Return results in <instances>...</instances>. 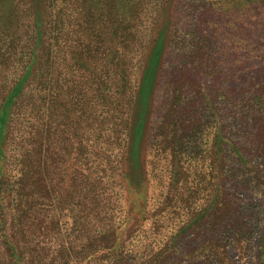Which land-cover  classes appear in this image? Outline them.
<instances>
[{
	"label": "rangeland",
	"instance_id": "1",
	"mask_svg": "<svg viewBox=\"0 0 264 264\" xmlns=\"http://www.w3.org/2000/svg\"><path fill=\"white\" fill-rule=\"evenodd\" d=\"M214 1L216 3L212 8L218 12L212 11L211 24L216 28L214 39L218 52L212 55L220 58L222 46L229 39L227 27L230 11L226 10L229 0ZM37 2L43 4L44 0ZM37 2L34 6L39 14L41 7L37 9ZM200 2L173 0L170 4L171 7L174 4V8L177 5L182 14L177 25L179 32L171 46H167L161 61L135 164L128 153L133 140L131 135H127L131 125L125 107L130 91H135L139 85V77L147 64L154 39L162 30L165 9L161 6V0H68L66 19L70 22L67 28L69 37L64 42L65 63L58 65L56 72L60 83L54 103L52 130L59 145L68 146L74 137L79 146H83L84 141L89 139L91 144L98 147L96 150L110 156L91 152L92 158L88 164L80 161V157L78 160L64 158L58 161L59 165L55 168L54 184L58 186L63 177L69 178V181L73 177L74 193L77 192L79 196L86 187L83 172L111 168L116 175V182L115 179L109 180V184L117 190L110 198L118 205L116 220L121 224L130 215L132 227L128 229L125 225L116 230L71 232L72 213L61 209L58 211L61 230L44 237L46 242L38 243L36 240L34 250L24 251L22 264H159L163 256L174 264H264V149L256 153L250 151L249 156L245 153L247 159L243 155L234 153L229 156L230 153L222 155L220 152L211 157L213 167L204 169L192 159L187 166L179 168V174L174 177L175 172L161 165V156L166 163L172 159L166 153L167 161L159 147L161 136L158 126L162 116L165 114L170 118L177 110L190 105V100L198 94L196 89L199 83L203 84V92L210 99L216 87L210 73L199 78L192 75L195 68L191 65L184 72L181 70L183 56L179 42L186 38L185 29L198 22L200 12H190L191 4H194L193 8L195 4L199 5L198 11L204 10ZM171 7L168 12H171ZM260 8L264 12V2ZM23 9V4L18 5L13 0H0V35L3 38L11 32H22L28 24L25 21H31L32 16L24 14ZM119 12L127 19L129 26L139 29L138 35L132 37L130 50L123 59L118 48V30L114 33L119 26ZM81 53L84 56L80 60L83 64L80 70L77 59ZM243 58L245 67L236 78H239L238 84L245 86L251 80L262 81L259 92L262 102L256 111L248 112V118L256 112L255 116L260 118L259 135L264 137V45L252 40ZM21 74L22 68L18 66L7 70L10 82ZM181 77L183 80L188 77V83L176 94L174 85L183 82ZM65 79H68L67 82L62 83ZM101 85L103 90L100 89ZM103 92L110 97L111 108L103 105ZM219 104L222 114L229 117L230 108L227 109L224 103ZM188 108L197 110L196 106ZM75 125L79 129H75ZM115 131L113 142H108L107 134ZM6 132L7 124L4 122L0 124V144L4 143ZM84 148L81 147L80 151H84ZM3 150L8 158L1 155L0 167L9 159L11 178L17 180L21 172L15 162V151L10 145ZM222 160L228 162L227 168L217 167ZM235 161L248 164L239 166L234 164ZM105 184L108 185V182ZM183 230L173 237L175 232ZM117 233L118 236H115ZM70 242L74 244L73 247ZM93 242L98 248L91 258L73 250L84 248L81 247L84 244L90 246ZM107 245L124 249L104 252ZM160 247H165L167 252L159 253ZM2 250L0 256L4 255ZM72 257L77 261L73 263ZM68 258H71V262L64 263ZM28 259L29 262L26 261Z\"/></svg>",
	"mask_w": 264,
	"mask_h": 264
},
{
	"label": "trees",
	"instance_id": "2",
	"mask_svg": "<svg viewBox=\"0 0 264 264\" xmlns=\"http://www.w3.org/2000/svg\"><path fill=\"white\" fill-rule=\"evenodd\" d=\"M13 1L18 5L23 4L25 6L23 12H26L24 14H29L32 18L29 22L25 21L28 24L22 32H11L4 38L0 35V124L4 122L7 124L6 138L4 143L0 144V158L1 155L7 157L3 149L10 145L15 151V162L21 172L17 180H12L9 159L0 167V249H3L4 253L0 256V263L22 264L24 251L33 249L36 240L38 243L46 242L44 237L61 230L58 213L61 209L66 210V213H72L71 232L116 230L125 225L130 229L132 224L130 215L121 224L116 220L118 205L110 198L117 190L109 184L110 179H115L116 182V175L111 168L83 172L86 187L79 196L76 195L77 192L74 193L73 177L70 181L69 178L63 177L58 186L54 184L55 168L64 158L78 160L80 157V161L88 164L92 158L91 152L105 157L110 155L96 150L97 146L91 144L89 139L84 141L83 146H79L80 143L74 137L68 146L59 145L52 130L54 103L59 91L57 86L60 83L56 72L58 65L65 63L64 42L69 37L67 28L70 22L66 19L68 0H44L43 4L37 0ZM35 2L38 3L37 9L41 7L39 14L38 10L36 13ZM262 2L264 0H229L226 6V10L230 11L227 27L229 39L228 43L222 46L220 58L212 55L218 52L214 39L216 28L211 24V15L218 12L212 8L216 2L201 0L204 9L201 11H198L199 5L195 4L193 8L194 4H191L190 13L200 14L198 22L185 29L186 38L179 42L183 56L181 70L184 72L187 66L191 65L195 68L192 75L199 78L210 73L216 87L210 99L207 93L203 92V84L199 83L196 89L198 94L196 93V97L190 100V105L177 110L170 118L165 114L162 116L158 126L161 136L159 147L167 161L169 160L166 153L169 157L172 156V159L168 163L163 162L160 153L161 165L175 172L172 177L177 176L179 168L187 166L192 159L204 169L213 167L214 162L211 159L214 154L221 152L222 155L230 153L231 156L235 153L245 156L246 153L249 156L250 151L256 153L264 149V137L262 134L259 135L260 118L255 116L256 112L253 117L248 118V112L256 111L258 104L262 102V95L259 94L262 81L251 80L244 86L238 84L239 78L236 79L245 67L243 56L250 42L254 40L259 44L261 42V46L264 45V12L260 8ZM171 3L173 0H161V6L163 5L165 9L162 30L154 39L147 64L139 77V85L135 91H130L125 107L131 125L127 135H131L133 140L128 153L135 164L149 100L157 81L161 61L167 46H171L179 32L177 25L182 14L179 7L176 5L174 8V4L171 7ZM170 7L171 12H168ZM105 15H108V11ZM118 15L119 26L115 28L114 33L116 34L118 30V48L123 54V59L124 54L127 55L130 50L132 37L138 35L139 29L129 26L127 19L122 14L120 16V12ZM83 56L81 53L77 59L80 70L83 67L80 63ZM214 61L216 62L212 63ZM16 66L22 68V74L10 82L7 70ZM181 79L183 81L181 84L176 82L174 85L176 94L188 83V77ZM67 80H63L62 83H66ZM100 89L103 90L102 85ZM101 99L105 107L111 108L112 101L106 92L101 93ZM219 101L226 104L227 109L230 108L229 117L222 114ZM191 106H196L197 110L191 111L188 108ZM75 129L79 127L75 125ZM115 133L116 131L107 134L108 142H113ZM81 147H85L82 152ZM128 160L127 157V162ZM234 164L245 167L248 163L235 161ZM228 166V162L223 160L217 164V167L222 169ZM135 167L136 165L133 171ZM107 182L108 185L105 184ZM182 232L184 230L175 232L173 237ZM116 235L118 236V233ZM63 245L67 247L66 243ZM70 245L74 246L72 242ZM81 247L84 248L77 251L73 249L74 252H83L85 253L83 255L89 258L98 248L95 242L90 243V246L84 244ZM105 247L104 252L124 249L114 245ZM87 248L89 251L86 254ZM172 249L173 247L170 250ZM158 251L167 252L165 247H160ZM165 259L164 256L161 257L159 264H174ZM76 261L77 259L73 258L72 262ZM70 262L71 258L64 260V263Z\"/></svg>",
	"mask_w": 264,
	"mask_h": 264
}]
</instances>
